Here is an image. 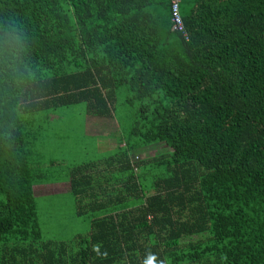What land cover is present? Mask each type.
<instances>
[{
	"label": "trees",
	"instance_id": "1",
	"mask_svg": "<svg viewBox=\"0 0 264 264\" xmlns=\"http://www.w3.org/2000/svg\"><path fill=\"white\" fill-rule=\"evenodd\" d=\"M180 15L187 40L171 0H0L26 39L0 71V264H264V0ZM118 101L104 157L44 160L60 108L113 120ZM62 182L86 228L47 239L33 188Z\"/></svg>",
	"mask_w": 264,
	"mask_h": 264
},
{
	"label": "rangeland",
	"instance_id": "2",
	"mask_svg": "<svg viewBox=\"0 0 264 264\" xmlns=\"http://www.w3.org/2000/svg\"><path fill=\"white\" fill-rule=\"evenodd\" d=\"M114 106L120 114L113 120L89 118L84 115L82 105L73 109L60 108L57 117L48 125L50 129L43 133L44 160H58L71 165L104 157L109 146L113 145L118 136H122L123 127L120 122L125 120V113H128L122 101ZM164 148V145H156L139 150L134 160L153 157L163 152ZM49 188H38L35 196L38 219L45 237L54 240L85 231L86 225L75 214L73 197L66 194L70 184H60L50 191ZM53 192L60 194H44Z\"/></svg>",
	"mask_w": 264,
	"mask_h": 264
},
{
	"label": "clouds",
	"instance_id": "3",
	"mask_svg": "<svg viewBox=\"0 0 264 264\" xmlns=\"http://www.w3.org/2000/svg\"><path fill=\"white\" fill-rule=\"evenodd\" d=\"M26 39L20 29L0 28V71L9 79H15L24 68Z\"/></svg>",
	"mask_w": 264,
	"mask_h": 264
},
{
	"label": "built area",
	"instance_id": "4",
	"mask_svg": "<svg viewBox=\"0 0 264 264\" xmlns=\"http://www.w3.org/2000/svg\"><path fill=\"white\" fill-rule=\"evenodd\" d=\"M171 13H172V29L181 32L183 37L187 40L188 35L180 15V0H171Z\"/></svg>",
	"mask_w": 264,
	"mask_h": 264
},
{
	"label": "crops",
	"instance_id": "5",
	"mask_svg": "<svg viewBox=\"0 0 264 264\" xmlns=\"http://www.w3.org/2000/svg\"><path fill=\"white\" fill-rule=\"evenodd\" d=\"M91 116H89V118H90ZM91 118H94V117H91ZM88 128H89V126H88ZM64 183H69V182H62V183H55V184H43V185H40V186H35L33 189H34V195L36 196V194H37V191H38V188H42V187H44V189L43 190H46L47 188H49V191L52 189V188H56V186H58V185H60V184H64ZM69 192V190L68 191H66V194ZM63 193H65V192H63ZM44 194H60V193H57V192H53V193H44Z\"/></svg>",
	"mask_w": 264,
	"mask_h": 264
}]
</instances>
